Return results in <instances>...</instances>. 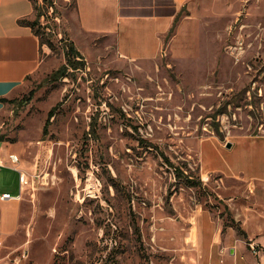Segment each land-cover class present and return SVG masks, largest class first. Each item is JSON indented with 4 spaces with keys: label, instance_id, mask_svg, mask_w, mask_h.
I'll use <instances>...</instances> for the list:
<instances>
[{
    "label": "rangeland",
    "instance_id": "1",
    "mask_svg": "<svg viewBox=\"0 0 264 264\" xmlns=\"http://www.w3.org/2000/svg\"><path fill=\"white\" fill-rule=\"evenodd\" d=\"M52 1L33 0L40 69L0 115V138L49 183L9 202L18 226L0 237V264L203 262L202 212L263 255L264 180L247 178L264 177V0H191L179 21L196 23L197 46L172 56L167 35V53L137 62L114 37L78 33L74 0ZM69 55L84 65L54 79ZM228 163L247 178L202 168Z\"/></svg>",
    "mask_w": 264,
    "mask_h": 264
},
{
    "label": "crops",
    "instance_id": "2",
    "mask_svg": "<svg viewBox=\"0 0 264 264\" xmlns=\"http://www.w3.org/2000/svg\"><path fill=\"white\" fill-rule=\"evenodd\" d=\"M190 1L74 0L77 31L88 37H114L115 53L121 60H154L165 52L164 38L181 9ZM187 18L178 21L168 43L167 51L172 56H186L197 46L196 23L187 21ZM35 19L33 0H0V115L10 107V103L3 99H17L40 69L41 43L31 27ZM234 146L232 143L231 148L226 147V152H231ZM19 153L18 148L0 142V158L5 164L0 167V196L4 193L17 195L19 192L18 172L10 167L9 161L10 154ZM18 157L22 170L35 173V169L29 171L22 166ZM202 168L213 173L232 170L243 175L229 163L224 172L204 165ZM247 179L258 181L264 177ZM9 202L19 201L0 200V237L18 226L19 211L13 209ZM195 226L191 230L196 228L197 245L205 258L203 262L192 264H264V254L255 257L247 252L236 230L225 227L220 219H212L210 213L202 212ZM257 242L263 245L264 240L257 239Z\"/></svg>",
    "mask_w": 264,
    "mask_h": 264
},
{
    "label": "trees",
    "instance_id": "3",
    "mask_svg": "<svg viewBox=\"0 0 264 264\" xmlns=\"http://www.w3.org/2000/svg\"><path fill=\"white\" fill-rule=\"evenodd\" d=\"M43 1H44V3H45L46 5H48V6H50V7H51L52 4H53V1H52V0H43ZM35 11H36V8H35ZM42 17H43V14H42V13L38 12V13L36 14V19H35V21L31 23V27L34 29V31H35V27H36V25H38V24L40 23V19H41ZM178 21H179V14L177 15V17H176V19H175V21H174V24H173L172 28L170 29V31H169V33H168V36H169V37H172V36L174 35V33H175V28H176V25H177ZM35 34H36L37 36H39V34H38L36 31H35ZM68 50H70V52L72 53L74 59H76L77 57H80V53L77 52V50L75 49V46H74L73 43H70V44H69V46H68ZM81 65L83 66L84 64H81ZM81 65L79 66L77 62H73V61L70 59V55H69V56H68V60H67V64L64 65V66H62L58 71L53 72V73L51 74V76H53L54 79H55V78L65 77L68 68H71V69H81V68H82ZM3 101H5V102H9V103L11 104V103H14L15 100H9V101H8V100H6V99H3ZM54 111H55V109H52V110H50L49 113H48V116H47V119H46V121H45L44 128H43V134H44V135L47 134V128L49 127V125H50V123H51V119L54 117V114H55ZM3 141H4L3 138H0V142H3ZM166 161H168V160H166ZM171 165H172V164H171ZM172 167H173V166H172ZM175 171H176V173H175L176 177L181 178L182 175H183V173H182L179 169H177V168H175ZM185 184H186L187 186H195V185H197L196 182L193 180V178H192L191 176H185ZM224 226H225V224H224ZM225 227H231V226H225Z\"/></svg>",
    "mask_w": 264,
    "mask_h": 264
},
{
    "label": "built area",
    "instance_id": "4",
    "mask_svg": "<svg viewBox=\"0 0 264 264\" xmlns=\"http://www.w3.org/2000/svg\"><path fill=\"white\" fill-rule=\"evenodd\" d=\"M10 167L18 172V181H19V192L17 195H11L10 193H4L0 196L2 201H20L23 197L24 192L27 189H35L37 186H44L49 183L48 174H38L33 173L29 174L26 171L20 168V159L16 154L9 155ZM5 164L0 158V167H4ZM250 249L253 254L259 255L260 250L254 243L249 244Z\"/></svg>",
    "mask_w": 264,
    "mask_h": 264
},
{
    "label": "water",
    "instance_id": "5",
    "mask_svg": "<svg viewBox=\"0 0 264 264\" xmlns=\"http://www.w3.org/2000/svg\"><path fill=\"white\" fill-rule=\"evenodd\" d=\"M231 146H232L231 143H227V144H226V147H227V148H231ZM231 252H233V251L231 250Z\"/></svg>",
    "mask_w": 264,
    "mask_h": 264
}]
</instances>
